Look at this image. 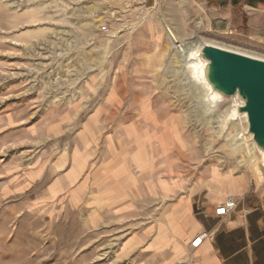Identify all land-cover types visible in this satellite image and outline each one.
Instances as JSON below:
<instances>
[{"label": "rangeland", "instance_id": "obj_1", "mask_svg": "<svg viewBox=\"0 0 264 264\" xmlns=\"http://www.w3.org/2000/svg\"><path fill=\"white\" fill-rule=\"evenodd\" d=\"M230 11L209 0H0V264H134L122 244L147 208L114 213L83 188L105 135L132 124L165 132L170 170L159 157L152 173L181 194L211 168L264 181L251 145L236 141L244 124L225 123L228 104L212 107L189 67L200 43L264 59L263 29ZM74 155L86 177L51 192Z\"/></svg>", "mask_w": 264, "mask_h": 264}, {"label": "crops", "instance_id": "obj_2", "mask_svg": "<svg viewBox=\"0 0 264 264\" xmlns=\"http://www.w3.org/2000/svg\"><path fill=\"white\" fill-rule=\"evenodd\" d=\"M209 1L224 5L229 12L244 10L251 30L262 36L264 0ZM127 131L105 135L96 170L87 174L83 188L93 190V198L89 194L88 200H97L99 207L112 208L114 213L129 212L133 217L138 208H147L142 213L144 222H138L122 244L125 254L134 255V264H264V181L255 172L249 168L239 172L211 168L193 191L181 194L180 184L167 178L156 180L152 173L159 157L167 159L163 167L170 170L171 142L165 132L155 136L134 124ZM90 157L89 150L87 166L92 162ZM73 158V168L59 174L51 192H66L86 177L83 167L77 166V157ZM227 196L238 199L235 210L216 216L215 208ZM202 233L207 237L196 249L191 248V241Z\"/></svg>", "mask_w": 264, "mask_h": 264}, {"label": "water", "instance_id": "obj_3", "mask_svg": "<svg viewBox=\"0 0 264 264\" xmlns=\"http://www.w3.org/2000/svg\"><path fill=\"white\" fill-rule=\"evenodd\" d=\"M188 60L193 81L208 103L228 104L225 123L244 124L236 141L251 145L264 173V59L200 43L189 51Z\"/></svg>", "mask_w": 264, "mask_h": 264}, {"label": "built area", "instance_id": "obj_4", "mask_svg": "<svg viewBox=\"0 0 264 264\" xmlns=\"http://www.w3.org/2000/svg\"><path fill=\"white\" fill-rule=\"evenodd\" d=\"M238 199L234 196H227L223 203L215 208V215L222 217L233 212L237 206ZM245 213H249L246 210ZM207 237L206 233L197 235L190 243L191 248L196 249L202 242V240Z\"/></svg>", "mask_w": 264, "mask_h": 264}, {"label": "bare ground", "instance_id": "obj_5", "mask_svg": "<svg viewBox=\"0 0 264 264\" xmlns=\"http://www.w3.org/2000/svg\"><path fill=\"white\" fill-rule=\"evenodd\" d=\"M174 35V34H173ZM175 39H176V37H175ZM224 112H228V108L227 107H224V110H223ZM245 138H249V135L248 136H246ZM241 139H243V138H241Z\"/></svg>", "mask_w": 264, "mask_h": 264}]
</instances>
